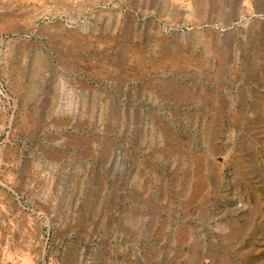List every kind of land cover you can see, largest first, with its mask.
I'll return each instance as SVG.
<instances>
[{
    "label": "rangeland",
    "instance_id": "374dc122",
    "mask_svg": "<svg viewBox=\"0 0 264 264\" xmlns=\"http://www.w3.org/2000/svg\"><path fill=\"white\" fill-rule=\"evenodd\" d=\"M0 264H264V0H0Z\"/></svg>",
    "mask_w": 264,
    "mask_h": 264
}]
</instances>
